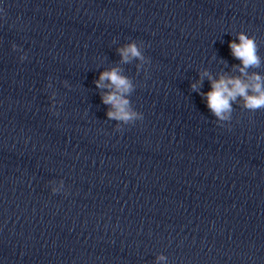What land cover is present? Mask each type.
Wrapping results in <instances>:
<instances>
[{
	"label": "clouds",
	"instance_id": "9594fccd",
	"mask_svg": "<svg viewBox=\"0 0 264 264\" xmlns=\"http://www.w3.org/2000/svg\"><path fill=\"white\" fill-rule=\"evenodd\" d=\"M239 43L235 41L229 42L231 54L241 61L243 67L239 71L247 75L246 69L249 67H258L260 58L258 56V46L255 37L249 36L244 32L237 33ZM17 46L13 44V49ZM117 52L121 56L124 63L129 62L130 58L135 57L143 60V56L135 43H130L124 47L118 48ZM23 60V57H21ZM204 75H208L207 72ZM211 83V91L201 93L206 97V107L211 114L220 120H228L232 112V104L237 97L243 98V107L249 111L255 112L264 109V84H262L261 76L253 74L247 81L239 77L221 76L219 80H214L209 75ZM50 79V78H49ZM104 81H108L105 84ZM67 86V81L64 82ZM97 88H109L110 91L101 96V100L106 105H111L113 110H109L106 115L109 119L128 124L135 121L137 118L143 119V114L131 110L130 101L125 98V94L130 93L132 85L127 77L120 75L118 68L103 71L99 78L95 81ZM193 90H196V85H192ZM249 90L252 94H249ZM228 113L229 115H225ZM119 127V126H118ZM159 259H164L163 256Z\"/></svg>",
	"mask_w": 264,
	"mask_h": 264
}]
</instances>
